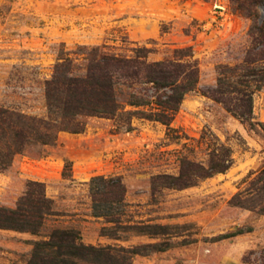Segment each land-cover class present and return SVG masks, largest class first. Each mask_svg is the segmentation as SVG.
<instances>
[{
	"label": "rangeland",
	"instance_id": "rangeland-1",
	"mask_svg": "<svg viewBox=\"0 0 264 264\" xmlns=\"http://www.w3.org/2000/svg\"><path fill=\"white\" fill-rule=\"evenodd\" d=\"M252 25L230 0H0V106L46 116L45 81L60 55L85 46L119 54L146 47L151 61L187 49L184 59L191 55L200 65V89L214 86L218 66L236 64L250 45ZM129 95L118 91L123 104ZM85 121L84 133L28 145L0 172V207L16 208L29 181L45 184L55 203L37 235L0 229V264H28L34 242L56 228L78 230L89 245L147 247L131 264H264V191L258 190L264 182H255L264 171V86L254 96L253 127L199 90L186 97L170 127L140 118L131 129L110 119ZM213 139L234 150L227 173L153 194V176L177 174L184 158L205 161ZM97 176L121 177L125 201L95 204L90 181ZM99 211L121 213L126 228L95 217ZM138 226L165 229L149 235Z\"/></svg>",
	"mask_w": 264,
	"mask_h": 264
},
{
	"label": "trees",
	"instance_id": "trees-1",
	"mask_svg": "<svg viewBox=\"0 0 264 264\" xmlns=\"http://www.w3.org/2000/svg\"><path fill=\"white\" fill-rule=\"evenodd\" d=\"M230 2L235 13L253 20L250 45L236 64L218 66L214 86L200 89V65L191 55L184 59L187 49L176 50V58L160 61H151L152 51L146 47L132 48L131 54H119L107 46H85L75 53L60 55L51 77L44 83L46 116L27 115L0 106V172L9 170L16 156L23 154L28 145H54L61 133H84L86 118L118 121L128 129L132 128L135 118L170 127L186 97L198 90L243 124L255 126L254 96L264 86V19L261 17L264 0ZM123 88L130 93L127 104L118 99V91ZM234 164L233 148L213 139L205 161L184 158L177 174L153 176V194L195 187L227 173ZM69 167L68 164L65 175ZM262 181L264 171L255 182ZM90 185L94 203L100 207L122 204L126 199L127 189L121 177H93ZM258 190L264 191V184ZM236 199L240 201V196ZM54 205L46 194L45 184L29 181L16 208L0 207V229L37 235L47 217L54 214ZM260 212H264V207ZM94 216L126 228L122 226L121 213L99 211ZM134 229L157 235L165 227ZM103 235L112 234L105 229ZM33 246L28 264H131V258L147 248L138 246L128 250L89 245L78 230L61 228L54 229L49 239L36 241Z\"/></svg>",
	"mask_w": 264,
	"mask_h": 264
}]
</instances>
